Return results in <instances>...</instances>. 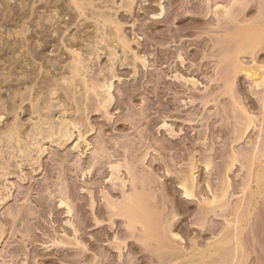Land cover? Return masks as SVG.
Wrapping results in <instances>:
<instances>
[{
    "label": "rangeland",
    "instance_id": "obj_1",
    "mask_svg": "<svg viewBox=\"0 0 264 264\" xmlns=\"http://www.w3.org/2000/svg\"><path fill=\"white\" fill-rule=\"evenodd\" d=\"M0 12V264H264V84L242 70L264 77V0H0ZM111 78L104 109L92 85ZM46 119L78 128L50 140ZM16 128L22 142L5 138ZM124 194L142 197L148 234L108 207Z\"/></svg>",
    "mask_w": 264,
    "mask_h": 264
},
{
    "label": "bare ground",
    "instance_id": "obj_2",
    "mask_svg": "<svg viewBox=\"0 0 264 264\" xmlns=\"http://www.w3.org/2000/svg\"><path fill=\"white\" fill-rule=\"evenodd\" d=\"M27 2H28V0H27ZM81 2V1H80ZM24 4V3H23ZM24 5H26V4H24ZM27 6H29V5H27ZM130 7V6H129ZM3 8H4V6H3ZM2 8V9H3ZM6 8V7H5ZM218 8H220V6L218 7ZM26 10V9H25ZM4 11H5V9H4ZM21 11H23V9L21 10ZM224 11V13H225V11L226 10H223ZM222 11V12H223ZM25 12V11H24ZM1 13V12H0ZM4 12H2V14H3ZM228 13V11H226V14ZM22 15V14H21ZM3 16V15H2ZM1 15H0V18L2 17ZM5 16V15H4ZM7 17H8V15H7ZM6 17V18H7ZM104 17V16H103ZM2 21V20H1ZM6 21V20H5ZM67 23V22H66ZM69 23V22H68ZM65 26V25H64ZM68 28V27H67ZM112 29V28H111ZM26 31V30H25ZM118 33H119V31H118ZM17 34V33H16ZM261 35V34H260ZM22 37V36H21ZM121 38V37H120ZM262 37H260L259 36V39H261ZM121 40V39H120ZM126 40V39H125ZM122 41V40H121ZM122 43V42H121ZM127 44V43H126ZM25 45V44H24ZM31 45H29V47H30ZM22 47V46H21ZM29 47H28V49H29ZM109 48H110V46H109ZM112 48V47H111ZM31 49V48H30ZM115 49V48H114ZM29 53H30V51H28ZM35 52V51H34ZM114 52V51H113ZM114 54V53H113ZM33 55V54H32ZM36 57V56H35ZM79 57H80V55H79ZM91 57V56H90ZM138 58V57H137ZM81 62V61H80ZM79 64H81V63H79L78 62V65H76V66H78L80 69L83 67V66H81V65H79ZM255 64H257V63H255ZM21 65V64H20ZM84 65V64H83ZM240 65V64H239ZM11 66V65H10ZM241 66V65H240ZM23 67V66H22ZM21 67V68H22ZM28 67V66H27ZM78 67H77V72L76 73H80L81 71H83V69L80 71V69H78ZM244 67V66H243ZM259 68H257V70L255 69L254 70V68H253V70L252 69H250V70H248V71H246L247 70V68H246V70L244 71V69H242L243 70V73L245 74V75H247L249 78H251V80L252 81H254L255 82V84H257V83H259V82H261V81H263V84H264V77H263V75H262V73H260V72H263V71H260L259 72V70L261 69V70H263V68L261 67V66H258ZM72 68V67H71ZM236 69H238V68H236ZM259 69V70H258ZM27 70V69H26ZM26 70H25V72L23 73V75L26 77ZM72 70V69H71ZM79 70V71H78ZM240 70H241V67H240ZM242 70H241V72H242ZM76 71V70H75ZM10 73V72H9ZM8 73V74H9ZM84 73V72H83ZM111 74H112V72H111ZM13 75V74H12ZM12 75L10 76V77H12ZM23 76V77H24ZM28 77H29V75H27ZM114 77H116V76H114L113 75V79H114ZM111 78V79H112ZM263 78V79H262ZM8 79V78H7ZM10 79V78H9ZM25 79V78H24ZM23 79V80H24ZM30 79V78H29ZM106 79V78H105ZM107 80L108 82L107 83H105L103 86H102V88H104L106 91H104V89H102V88H99V87H95V89H94V84L92 85L93 86V88H92V91H96V89H99V92L100 93H98L97 91L96 92H94V93H96V94H99V96H100V98H102L103 99V101H101L102 103H100V104H102L103 105V107L104 106H106L107 107V105H111V101H112V94H111V91H112V88H113V79L112 80ZM20 80V79H19ZM27 80V79H26ZM20 81H22V80H20ZM29 81V80H28ZM32 81V80H31ZM45 81V80H44ZM27 82V81H26ZM34 82V81H33ZM82 82V81H81ZM40 83V82H39ZM46 83H48V82H46ZM262 83V82H261ZM261 83H259V84H261ZM41 84V83H40ZM49 84V83H48ZM96 84H99L98 83V81H97V83ZM95 84V85H96ZM258 84V85H259ZM51 85V84H50ZM50 85H48V86H50ZM71 85V84H70ZM86 85V84H85ZM9 86V85H8ZM11 86V85H10ZM47 86V87H48ZM54 86V85H53ZM52 85L48 88V91H49V93H50V96H54L55 97V95H57L56 93H58L57 92V89H58V87L56 88V87H53ZM56 86V85H55ZM76 86V85H75ZM53 89H52V88ZM88 87V86H87ZM10 88V87H9ZM43 87H41L40 89H42ZM56 88V89H55ZM91 88V87H90ZM11 89V88H10ZM39 89V88H38ZM60 89V88H59ZM59 89H58V91H59ZM101 89L103 90V91H101ZM17 90H19V89H17ZM43 90V89H42ZM44 90H46V87L44 88ZM41 91V90H40ZM37 92V91H36ZM104 92V93H103ZM14 93H15V91H14ZM17 93V94H16ZM15 94H16V96H14V99H16L15 97H17L18 98V92H16ZM42 93V92H41ZM14 94V95H15ZM42 94H44V93H42ZM48 94V93H47ZM104 96H103V95ZM48 96H49V94H48ZM98 96V95H97ZM100 98H99V100H100ZM38 99V98H37ZM50 99H51V101L53 100L51 97H50ZM101 99V100H102ZM62 101V100H61ZM49 103V102H48ZM237 103V102H236ZM59 104H60V102H59ZM58 104V105H59ZM62 104V103H61ZM38 105V104H37ZM37 105H36V107H37ZM64 105V104H63ZM42 106V105H41ZM61 106V105H60ZM101 106V105H100ZM38 107H39V105H38ZM57 107V106H56ZM38 110L40 109V111H42L41 110V108H37ZM104 109H105V107H104ZM236 109V108H235ZM45 110V109H44ZM63 111H65L66 113H67V111L66 110H63ZM237 111V110H236ZM244 111V110H243ZM37 112V111H36ZM245 112V111H244ZM39 113V112H38ZM63 113V112H62ZM40 114V113H39ZM43 115V114H42ZM248 115V114H247ZM250 115V114H249ZM3 117V114H2V116H1V118ZM43 117V116H42ZM44 117H46V116H44ZM252 117V116H251ZM47 118V117H46ZM62 118V117H61ZM247 118V117H246ZM3 119V118H2ZM248 119H250L249 118V116H248ZM253 119V118H252ZM4 120V119H3ZM3 120H2V122H3ZM43 121H44V119H43ZM47 121V122H46ZM46 121H45V123H49V124H46V125H48V128L47 129H49V131H47V133H49L48 135H46L47 133H46V131L43 129V128H40L41 129V131H40V129H39V131H38V139H39V137L41 136H43V135H46L45 137H48L50 140H52L51 138H53L54 136L56 137V135H57V137L59 136L58 134H61V139H64L63 141H65L66 140V142L68 141H70L72 138H73V132L71 131V127H73V126H75V129L77 130V125L75 124H73V123H71V121H70V123L71 124H73V125H69L68 123V125H69V128L67 127V126H65L66 127V129L65 130H61V127H62V124H61V127H58L59 129H57L50 121H48V119H46ZM62 122H63V120H61ZM250 121H252L251 119L249 120V122ZM1 122V121H0ZM76 122V121H75ZM64 124H65V121L63 122ZM252 123V122H251ZM66 124V125H67ZM44 125V124H43ZM42 125V126H43ZM254 125V124H253ZM54 126V127H53ZM164 126H166V125H164ZM17 127V126H16ZM23 127V126H22ZM250 127V126H249ZM249 127H248V129H249ZM17 128H19V127H17ZM16 128V129H17ZM54 128H56V129H54ZM14 129V130H10V131H8V133H7V136L5 137L6 139L8 138V140H12V139H14V138H20V137H18L20 134L22 135V133L17 129ZM20 129H21V127H20ZM38 129V128H37ZM67 129H70V130H67ZM42 130H44V133L42 132ZM55 130V131H54ZM57 130V131H56ZM58 130H61V131H58ZM80 130V129H79ZM19 131V132H18ZM36 131V130H35ZM4 132V131H3ZM25 132V131H24ZM28 132V131H27ZM39 132H40V134H39ZM56 132H57V134H56ZM80 132V131H79ZM18 133H20V134H18ZM43 133V134H42ZM5 134V133H4ZM27 134V133H26ZM33 134V133H32ZM20 135V136H21ZM37 135V134H36ZM1 136V135H0ZM16 136V137H15ZM34 136V135H33ZM36 137V136H35ZM44 137V138H45ZM60 137V136H59ZM63 137V138H62ZM48 138H45V139H48ZM80 138H83L82 137V134H80ZM0 139H1V137H0ZM32 139V138H31ZM45 139H42V141L43 140H45ZM60 139V138H59ZM60 139V140H61ZM4 140V139H3ZM19 140H21V138L19 139ZM18 140V141H19ZM23 140V139H22ZM22 140H21V142H22ZM33 140H34V142H33ZM33 140H29L28 142H31L32 141V146H31V144L29 143V144H27L26 142H25V144L23 145L22 144V146H21V143L20 142H17V143H19L18 145H20L18 148H20V147H22V148H20L19 149V152L21 151V153H23L22 155H24V154H30V155H32L31 153H33L32 151H33V149H31V148H36V147H39V145H40V142H41V138H40V141L38 140V142L39 143H36V144H34L35 143V140H36V138L34 139V137H33ZM2 141V140H1ZM1 141H0V144H1ZM62 141V140H61ZM4 142V141H3ZM9 142V141H8ZM37 142V141H36ZM57 142V141H56ZM84 142H86V141H84ZM10 143V142H9ZM24 143V142H23ZM87 143V142H86ZM12 144H14V143H12ZM38 144V145H37ZM88 146V145H87ZM40 147H42V146H40ZM79 147V146H78ZM11 149V148H10ZM17 149V148H16ZM41 149V152H42V148H40ZM3 150V149H2ZM1 150V148H0V151H2ZM15 150V149H14ZM35 150V149H34ZM13 151V150H12ZM18 151V150H17ZM3 152V151H2ZM1 153V152H0ZM11 153V152H10ZM17 153V152H16ZM40 153V152H39ZM15 154V153H14ZM96 154V153H95ZM16 155V154H15ZM30 155H25V156H30ZM0 157H2L1 155H0ZM14 157V156H13ZM21 157V156H20ZM24 156H22V158H23ZM4 158V157H3ZM25 158V157H24ZM3 160V159H2ZM5 160V159H4ZM20 160H21V158H20ZM24 160V159H23ZM5 161H7V160H5ZM22 161V160H21ZM208 161V160H207ZM237 160H233V161H231V162H236ZM4 162V161H3ZM206 162V161H205ZM1 165V164H0ZM3 165V164H2ZM5 165V164H4ZM7 166H8V164H6ZM18 165V164H17ZM116 165V167H113V172H114V170H116L117 171V169L120 167V166H118L117 164H115ZM114 165V166H115ZM233 165H234V163H233ZM20 166V165H19ZM113 166V165H112ZM112 166H111V168H112ZM197 166V165H196ZM195 166V167H196ZM205 166L209 169L210 168V163H208L207 162V164H205ZM231 166H232V164H231ZM194 167V168H195ZM1 168V167H0ZM3 168H5V167H3ZM192 168V167H191ZM2 169V168H1ZM1 169H0V171H1ZM119 170V169H118ZM195 170H196V168H195ZM2 171H3V169H2ZM191 173V172H190ZM116 174V173H115ZM227 174V173H226ZM192 175V174H191ZM113 176V175H112ZM182 176V175H181ZM190 177H192V178H190ZM186 176V177H182V178H184V179H182L180 182H182V184H181V186H182V189L184 190V193H182V194H184L186 197H188V198H191V197H194V193L196 192L194 189H195V181H193V180H195V178L193 179V175L192 176ZM118 178V177H117ZM134 178V177H133ZM262 178V177H261ZM118 179H120V178H118ZM117 179V180H118ZM138 179V178H137ZM112 180L114 181V179L112 178ZM121 180V179H120ZM146 180V179H145ZM124 181V180H123ZM137 181V180H136ZM135 181V182H136ZM142 181H144V180H142ZM126 182V181H125ZM126 184V183H125ZM145 184V183H144ZM180 184V183H179ZM228 184V183H227ZM143 186H145V185H143ZM147 186V185H146ZM226 186V185H225ZM124 187V186H123ZM224 190V189H223ZM227 189H225L224 191H226ZM195 191V192H194ZM223 191V192H224ZM139 192V191H138ZM225 193V192H224ZM128 194V193H127ZM63 195V194H62ZM148 195V194H147ZM222 195V194H221ZM221 195H219V196H221ZM226 196L227 195V193L226 194H223V196ZM65 196H66V194H65ZM214 196V195H213ZM223 196L221 197L222 198V200L224 199V198H226V197H224L223 198ZM62 198H64V199H62L61 201H60V204H61V206H65L66 207V209L68 210V214H71V212H72V208L70 207V205L67 203L68 201V199H67V197H62ZM123 198H124V201L122 200V203L120 202V205L118 204H112V203H110V205L108 206V207H111V210H113L114 211V209H116L115 211H117V213L120 211V214H123L122 216H124V217H128L127 218V220L129 221V224L132 226V227H135L137 224H141V226L143 227V229H144V231H145V229L147 230V231H145L147 234H148V228H152V226L149 224V222L150 221H148L147 219H149L148 218V216H146L145 215V208H144V205L145 204H143V201H142V197H140V195H138V194H132L131 196H130V194L128 195V196H126V194H124L123 195ZM122 198V199H123ZM6 199V198H5ZM150 199V198H149ZM217 199L218 198H216L215 197V199H212V200H214V201H207V203H206V205H208V206H210V205H215L216 203H218V202H220V201H222L220 198V200L217 202ZM5 201V200H4ZM67 201V202H66ZM0 202H1V197H0ZM108 202V201H107ZM118 202V201H117ZM113 203H114V201H113ZM2 204V203H1ZM107 204V203H106ZM117 205V206H116ZM219 205V204H218ZM147 206V205H146ZM224 207V206H223ZM223 207H221V208H223ZM114 208V209H113ZM119 210V211H118ZM110 211V210H109ZM111 213V212H110ZM126 214L128 215V216H126ZM118 216H119V214H118ZM147 217V218H146ZM98 221V220H97ZM146 221V222H145ZM146 223V224H145ZM96 224H99V221L98 222H96ZM149 224V225H148ZM146 226V227H145ZM148 226V227H147ZM132 229H134V228H132ZM141 229V228H140ZM153 229V228H152ZM236 230V229H235ZM150 231H151V229H150ZM149 231V233H151V235H149L150 236V238L151 237H153L152 235H154L153 234V232H150ZM227 235V234H226ZM228 236V235H227ZM226 236V237H227ZM177 237V236H176ZM225 237V238H226ZM232 237V236H231ZM149 238V237H148ZM230 238V237H229ZM228 238V242H229V239ZM232 238H234L235 239V237H232ZM224 240H226V239H224ZM227 241V240H226ZM238 241V240H237ZM223 242V241H222ZM219 243V242H218ZM224 244V243H223ZM230 245V244H229ZM165 258V257H164ZM163 264H165V263H163Z\"/></svg>",
    "mask_w": 264,
    "mask_h": 264
}]
</instances>
